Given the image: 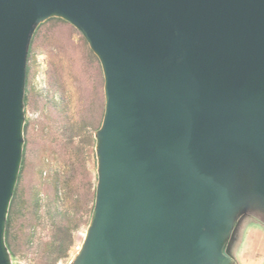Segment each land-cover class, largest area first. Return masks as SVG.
<instances>
[{
  "label": "water",
  "instance_id": "obj_1",
  "mask_svg": "<svg viewBox=\"0 0 264 264\" xmlns=\"http://www.w3.org/2000/svg\"><path fill=\"white\" fill-rule=\"evenodd\" d=\"M51 14L82 33L104 74L82 264L204 262L244 175L264 196V0H0V230L27 43Z\"/></svg>",
  "mask_w": 264,
  "mask_h": 264
},
{
  "label": "rangeland",
  "instance_id": "obj_2",
  "mask_svg": "<svg viewBox=\"0 0 264 264\" xmlns=\"http://www.w3.org/2000/svg\"><path fill=\"white\" fill-rule=\"evenodd\" d=\"M104 110L102 65L82 33L58 14L38 19L25 55L19 162L1 217L2 264H82ZM245 163L240 168L253 172ZM244 176L240 199L219 217L204 262L195 264H264V196ZM128 264L142 263L134 257Z\"/></svg>",
  "mask_w": 264,
  "mask_h": 264
},
{
  "label": "trees",
  "instance_id": "obj_3",
  "mask_svg": "<svg viewBox=\"0 0 264 264\" xmlns=\"http://www.w3.org/2000/svg\"><path fill=\"white\" fill-rule=\"evenodd\" d=\"M86 184V183H85ZM85 187V186H84ZM83 187V188H84ZM53 188H55V186H53ZM93 206H94V204H93ZM94 208V207H93ZM93 208H92V211H93ZM92 211H91V213L90 214H92ZM89 214V216L91 217V215ZM10 223V220H9V218L6 220V228H5V235H6V237H7V235L9 234V224Z\"/></svg>",
  "mask_w": 264,
  "mask_h": 264
}]
</instances>
